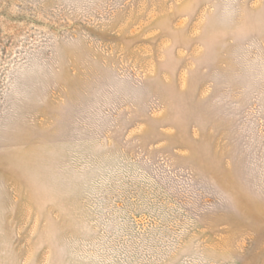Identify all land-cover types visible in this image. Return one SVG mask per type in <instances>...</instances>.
Instances as JSON below:
<instances>
[{"label": "rangeland", "instance_id": "rangeland-1", "mask_svg": "<svg viewBox=\"0 0 264 264\" xmlns=\"http://www.w3.org/2000/svg\"><path fill=\"white\" fill-rule=\"evenodd\" d=\"M0 264H264V0H0Z\"/></svg>", "mask_w": 264, "mask_h": 264}]
</instances>
